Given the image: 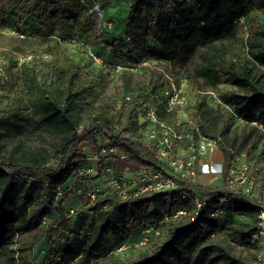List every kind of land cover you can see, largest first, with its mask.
<instances>
[{"label":"trees","instance_id":"trees-1","mask_svg":"<svg viewBox=\"0 0 264 264\" xmlns=\"http://www.w3.org/2000/svg\"><path fill=\"white\" fill-rule=\"evenodd\" d=\"M0 51L15 65L31 57L0 84V264H259L250 238L261 208L242 194L218 218L221 189L182 181L208 200L198 215L193 196L87 195L103 190L93 180L106 167L160 168L143 117L170 83L189 102L157 106L158 118L193 141L220 139L222 186L233 153L259 164L263 195L264 0H0ZM105 143L126 160L78 175L82 146Z\"/></svg>","mask_w":264,"mask_h":264},{"label":"built area","instance_id":"built-area-1","mask_svg":"<svg viewBox=\"0 0 264 264\" xmlns=\"http://www.w3.org/2000/svg\"><path fill=\"white\" fill-rule=\"evenodd\" d=\"M94 10L98 11V8L95 7ZM98 13L101 15V11ZM90 56L96 63H101L92 54ZM140 66H149V63L143 62L136 68H130V70L135 72ZM120 69V67H117V70ZM204 94L217 100L213 92L206 91ZM161 96L160 99L156 98L158 102L154 99L153 104L145 106L143 119L149 125L148 140L155 144L157 157L162 162V165H159L160 168L144 166L134 173L124 172L118 176L113 175L114 170L111 167H106L103 172L105 177L103 190L95 189L88 193L87 196L91 201L95 200L104 189H106V192H118L122 199H126L129 196L138 197L146 193H157L163 194L167 198L176 194L180 200L184 201L192 198L193 192L187 187L182 188L180 185L181 181L187 183L190 187V185L197 182V179L202 174L221 175L222 164H202V159L207 155L221 152L220 139L207 138L198 134L197 139L193 141L190 133L182 134L178 132L165 125L157 116V106H161L167 112L185 108L189 102V95L175 84L170 83L162 91ZM124 100L129 101L130 99L125 97ZM238 121L240 123L243 122L242 119H238ZM250 124L260 127L257 122H251ZM183 139L189 141L190 145L187 150L177 154L176 147ZM81 150L85 155L76 169V173L80 176L96 175L99 162L106 157L116 160H126L127 158L125 150L115 144H98L95 150L89 145H84ZM261 178L262 175L256 172L254 165L247 161L244 154L233 153L232 164L228 170V178L220 188L223 194L216 199V204L210 210V216L213 218L220 217L223 212L222 207L229 201L231 195L242 194L253 200L261 210L256 217V227L250 240L258 245L257 260L259 264H264V192L262 196L259 194L256 196L255 193ZM59 195L60 193L58 192L57 196ZM192 201L195 215H198L209 205L206 198H199L195 195ZM183 213V211H179L175 215ZM144 244L145 240L140 243V245ZM126 249V245H121L116 251L120 252Z\"/></svg>","mask_w":264,"mask_h":264},{"label":"rangeland","instance_id":"rangeland-1","mask_svg":"<svg viewBox=\"0 0 264 264\" xmlns=\"http://www.w3.org/2000/svg\"><path fill=\"white\" fill-rule=\"evenodd\" d=\"M112 9L114 10L115 7L112 8ZM29 60H31V57H20V58H18V61H17L16 65H15L14 61L11 60V58H9L7 56H3V55L0 54V84H1V82H5V83L9 82L10 81L9 78L11 77V74H15V71L17 70L18 66L20 64H22L23 62H28ZM181 90L184 91V92H187V90L185 89L184 85L181 86ZM2 94L3 93L0 92V95H2ZM179 119H181V120L184 119V116L180 114ZM257 168L260 169V165L259 164H256V169ZM258 174L261 175L262 172L260 171V172H258ZM215 176H216L215 174H211V175H209L210 178L203 179V180H200V178H198L197 182H195V185L203 187V188H206V189L207 188H215V186H216L215 183L208 184L209 181L215 179ZM103 180H101V179L93 180V183H95V182L98 183V187L102 188L104 186V183H103L104 181ZM217 185H221V182L217 181ZM257 185L258 186H257L256 192H255L256 196L261 192L260 191L261 190L260 181L258 182ZM38 247H39V245L35 246V248H34L35 252H36Z\"/></svg>","mask_w":264,"mask_h":264},{"label":"crops","instance_id":"crops-1","mask_svg":"<svg viewBox=\"0 0 264 264\" xmlns=\"http://www.w3.org/2000/svg\"><path fill=\"white\" fill-rule=\"evenodd\" d=\"M223 161H224V158H223V155L221 152H215V153H212L210 155H207L206 157H204L202 159V164L203 165H221L223 164ZM210 174H202L199 178L200 180H203V179H208L210 178L209 177ZM217 181H220L221 182V185H217ZM210 183H215V188L213 189H218V188H221L222 187V180H221V175H216L215 176V179L214 180H211L209 181L208 184Z\"/></svg>","mask_w":264,"mask_h":264}]
</instances>
